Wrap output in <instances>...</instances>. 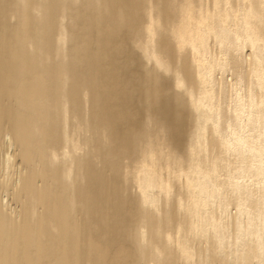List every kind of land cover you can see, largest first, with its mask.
Returning a JSON list of instances; mask_svg holds the SVG:
<instances>
[{
  "label": "bare ground",
  "instance_id": "6f19581e",
  "mask_svg": "<svg viewBox=\"0 0 264 264\" xmlns=\"http://www.w3.org/2000/svg\"><path fill=\"white\" fill-rule=\"evenodd\" d=\"M0 264H264V0H0Z\"/></svg>",
  "mask_w": 264,
  "mask_h": 264
}]
</instances>
